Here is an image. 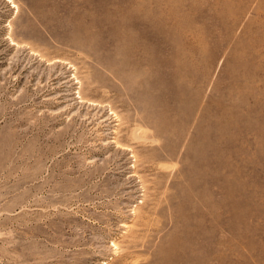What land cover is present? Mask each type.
I'll use <instances>...</instances> for the list:
<instances>
[{"label":"rangeland","instance_id":"rangeland-1","mask_svg":"<svg viewBox=\"0 0 264 264\" xmlns=\"http://www.w3.org/2000/svg\"><path fill=\"white\" fill-rule=\"evenodd\" d=\"M0 264H264V0H0Z\"/></svg>","mask_w":264,"mask_h":264},{"label":"bare ground","instance_id":"bare-ground-1","mask_svg":"<svg viewBox=\"0 0 264 264\" xmlns=\"http://www.w3.org/2000/svg\"><path fill=\"white\" fill-rule=\"evenodd\" d=\"M77 73V72H76ZM77 77V76H76ZM80 81V80H79ZM78 81V82H79ZM80 83H82V82H80ZM79 98V97H78ZM81 100H82V98H81ZM86 100V99H85ZM87 102V101H86ZM121 117V116H120ZM122 120L120 119V122H121ZM121 125V124H120ZM120 127V126H119ZM116 130V129H115ZM118 130V129H117ZM117 143V142H116Z\"/></svg>","mask_w":264,"mask_h":264}]
</instances>
